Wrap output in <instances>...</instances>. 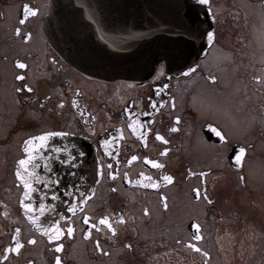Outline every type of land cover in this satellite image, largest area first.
<instances>
[{"label": "flooded vegetation", "instance_id": "af4514ba", "mask_svg": "<svg viewBox=\"0 0 264 264\" xmlns=\"http://www.w3.org/2000/svg\"><path fill=\"white\" fill-rule=\"evenodd\" d=\"M54 2L0 0V264H55L57 256L62 264H264V0L203 4L213 42L194 71L178 73L161 62L143 81L92 77L60 56L47 27ZM24 5L37 14L30 16ZM45 131L69 132L54 138L55 145L85 155L75 167L53 161L61 183H38L34 195L66 196L73 183L81 195L93 175L88 164L97 178L74 212L38 221L74 227L73 236L54 241L29 220L15 176L23 142ZM240 148L245 154L237 164ZM132 155L138 159L129 163ZM36 172L43 182L52 175ZM141 173L151 181L136 183ZM102 217L115 235L99 224ZM17 242L18 253L6 251Z\"/></svg>", "mask_w": 264, "mask_h": 264}, {"label": "water", "instance_id": "95a60500", "mask_svg": "<svg viewBox=\"0 0 264 264\" xmlns=\"http://www.w3.org/2000/svg\"><path fill=\"white\" fill-rule=\"evenodd\" d=\"M203 7L196 0H56L48 34L57 53L89 76L143 81L163 61L178 73L194 68L209 44L201 33L212 32ZM92 165L81 195L43 201L56 212L37 210L41 223L86 200L97 180Z\"/></svg>", "mask_w": 264, "mask_h": 264}, {"label": "snow or ice", "instance_id": "6c2138e0", "mask_svg": "<svg viewBox=\"0 0 264 264\" xmlns=\"http://www.w3.org/2000/svg\"><path fill=\"white\" fill-rule=\"evenodd\" d=\"M199 2L201 4H208L209 0H199ZM24 9L30 16H34L37 14V11L29 9L28 5H24ZM20 22L24 23L23 20H21ZM16 33L18 35L20 34L19 28L16 29ZM201 35L202 36L206 35L209 43L213 42V33L211 31L205 30L203 33H201ZM17 63H18V67L21 69H24L27 67L24 63H20V62H17ZM190 71H194V70L190 69ZM16 79L17 80H23L24 77L23 76H17ZM211 79L214 80L215 77H211ZM256 79L259 80L260 77H256ZM24 88H26L28 92L33 91V89L28 87L27 85H24ZM15 91L19 93L20 91H22V89L17 88V89H15ZM60 106L62 107L63 105L61 104ZM174 106L175 105H173V107ZM153 107L155 108L156 105L153 104ZM179 120H180V118L177 117L176 122L179 123ZM127 127L132 129L133 132H135V128L133 127L132 123H128ZM176 130L177 129H175V128L172 129V131H176ZM212 131L215 132L216 136L221 137L222 134L220 131H217L215 128H213ZM68 135H70V133L64 132V131H45V132H42L41 134H39L37 136H30L29 138H27L23 142V144H24L23 152L25 155L23 156V158H21L17 161L18 167L15 170L16 179L22 185L23 190H24L23 194L27 200V202L21 201L22 207L24 208L25 213L28 215L29 220H31L33 222V224L35 225V227L37 228L38 231H42L47 236L49 241L59 240L60 237L65 235V234L68 236H73V233H74V227L72 225H68L66 229H63L60 227V221L59 220H53L47 227H44L41 223L38 222L39 217L37 215H35L37 210L39 211L40 216H45L48 212H56V205L55 204H47V203L43 202L44 200L47 199L48 193H45L42 197L34 195V194L39 193V189L36 186L38 183H43V186L45 188H52V187L59 185L61 183L60 178L55 174L54 169L52 167L53 161L59 162L61 164H68L70 167H75L76 166V163H75L76 159L79 156L85 155V153L83 151H79L77 153V156H73L72 151H70L67 146H56L55 145L54 138H56V137H67ZM121 135H122V133H121ZM142 136H143V134H142ZM112 139H113V143L118 142L115 137H113ZM156 139L163 141L165 144L168 143V141L165 139V137L160 135L159 133H157ZM104 144L107 145L108 141L106 140L104 142ZM167 151H168V149H164V152L161 153V155L166 154ZM108 154L112 155L111 152ZM244 154H245V149L240 148L239 153L235 157L237 164L242 163V158H243ZM137 159H138V157L136 155H132L130 160H129V163H131L132 161H136ZM144 159L155 168H164V165L161 163H158L156 160H149L147 157H144ZM109 167H111V166H109ZM41 168L46 173L52 174V175H49L47 177L46 182L40 181V178L36 172L37 169H41ZM111 175H112V178H115L114 174H111ZM201 175H204V174L201 173ZM125 176H127V173H125ZM140 177H141V179L137 180L136 183H142L143 180H145V179L151 181V177H145L143 173L140 174ZM162 179L164 181L171 183L173 181L174 177L171 175H165L162 177ZM241 179H243V178H241ZM149 186L156 188V187H158V184L152 182L149 184ZM65 187L67 188V185H65ZM72 188L74 189V191L65 192L66 196H68V197L77 196V194L79 193V189L77 188V186L74 183L72 184ZM113 191H115V189H113ZM195 191L198 192V190H195ZM34 199L37 200L36 204H34L32 202ZM51 199L52 200H59L60 197L56 194L55 191H52L51 192ZM68 202L70 203L71 201L69 200ZM79 202H83L82 197L79 198ZM164 206L167 207V204H165ZM75 207L76 206L69 207L67 209L68 212H74ZM145 213H147V209H145ZM60 219H64V217H60ZM83 221L85 224H88L89 223V217L84 216ZM119 222L120 223L124 222L123 216L119 217ZM99 224L100 225H106L107 228L112 232V234L115 235L116 228L113 227V224L110 222V219L108 217H102L99 220ZM194 226L197 229H199V225H194ZM92 227L96 228L97 225L93 224ZM16 232L19 233L20 229H16ZM89 235H90L89 232L84 233V236L86 238ZM194 238L196 240H200L201 236L195 235ZM13 240H16V236L13 237ZM35 242L36 241L34 239L28 241V243H35ZM21 247H22V244L17 242L14 247L6 249V251L18 253L19 250L21 249ZM191 247L196 249L197 251H199V249L196 248L195 244H192ZM97 248L99 249V242H97ZM61 249H62V245L59 243L56 244V251L59 252V251H61ZM105 255H107V253H105ZM205 255H207V253H205ZM55 264H62L61 257H59V256L55 257Z\"/></svg>", "mask_w": 264, "mask_h": 264}]
</instances>
